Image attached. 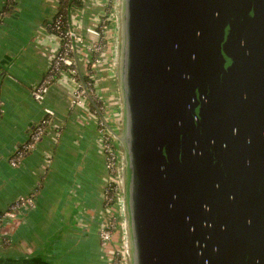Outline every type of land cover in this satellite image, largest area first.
<instances>
[{
	"label": "water",
	"instance_id": "1",
	"mask_svg": "<svg viewBox=\"0 0 264 264\" xmlns=\"http://www.w3.org/2000/svg\"><path fill=\"white\" fill-rule=\"evenodd\" d=\"M116 26L128 264H264V0H117Z\"/></svg>",
	"mask_w": 264,
	"mask_h": 264
},
{
	"label": "crops",
	"instance_id": "2",
	"mask_svg": "<svg viewBox=\"0 0 264 264\" xmlns=\"http://www.w3.org/2000/svg\"><path fill=\"white\" fill-rule=\"evenodd\" d=\"M111 3L87 0L84 10L74 6L72 28L89 42L88 28L94 19L111 13ZM58 7L59 0H0V214L18 198H34L33 206L0 223V263L114 264L115 250L120 247L100 244V228L107 215L103 189L110 174L98 116L92 113L94 104L74 106L71 82H54L44 101L33 97L59 48V39L49 26ZM115 26L114 22L108 25L112 53L100 64L96 77L99 105L114 131L120 110ZM82 48L88 51L87 46ZM106 100L114 124L106 116ZM46 105L55 110V127L26 152L18 166H12L17 149L45 118ZM111 210L119 216L117 204ZM116 230L123 242V230L119 225ZM122 260V264L128 262L126 257Z\"/></svg>",
	"mask_w": 264,
	"mask_h": 264
},
{
	"label": "built area",
	"instance_id": "3",
	"mask_svg": "<svg viewBox=\"0 0 264 264\" xmlns=\"http://www.w3.org/2000/svg\"><path fill=\"white\" fill-rule=\"evenodd\" d=\"M114 2L115 8H112L113 11L108 16L103 15L102 17L94 19L93 24L88 28V33L91 35L89 42L86 41V37L83 34L72 28V25L66 31H63L61 28V17L55 18L52 23V30L59 39V48L52 56V61L45 77L35 86L33 97L37 101H44L54 82L59 81L62 84L71 82L73 84L72 104L74 106H82L89 102L94 104L92 113L98 116V126L106 158V169L110 174V180H108L103 189V210L107 212V215L104 217L100 228V244L103 248L109 246L113 240L116 228L119 225L123 230V242L121 249L116 251L115 258L122 260V257L128 259V241L125 233L126 222L124 219L125 211L121 171L122 156L115 135L103 115L105 109L103 105H99V94L96 86L97 71L102 62L101 55L109 43L107 36L108 25L110 22H115V24L117 22V0ZM78 7L84 10L83 6ZM115 27L117 28V26ZM84 46H87V52L82 51V47ZM79 57L85 61L84 65H79ZM44 111L45 118L33 130L27 141L17 149L15 157L11 161L12 166H18L20 160L24 157V153L26 154L29 150L34 149L44 134L55 127V110L46 105ZM114 204L119 206V216L112 214L111 207ZM33 205V196L18 198L7 210L0 214V223L4 220L17 217L21 209Z\"/></svg>",
	"mask_w": 264,
	"mask_h": 264
},
{
	"label": "rangeland",
	"instance_id": "4",
	"mask_svg": "<svg viewBox=\"0 0 264 264\" xmlns=\"http://www.w3.org/2000/svg\"><path fill=\"white\" fill-rule=\"evenodd\" d=\"M115 0H112V3H111V5H112V7L111 8H115V2H114ZM87 5V4H86ZM112 11H113V9H112ZM117 23V22H116ZM114 24H115V22H114ZM112 33H113V30H112ZM109 35V34H108ZM113 45V37H111V38H109V43H108V48H107V46H106V48H105V50H104V52H103V54L101 55V57H102V62H104L105 60H106V58L107 57H110L111 56V46ZM82 59L79 57V65L81 66L82 64V61H81ZM111 61V60H110ZM110 61H108V63L110 62ZM101 62V63H102ZM100 79V78H99ZM106 103H107V112H106V116H107V118H108V120L110 121V123H112V124H114V120H113V116H112V114H111V112H112V110L110 109V106H108V104H109V100H106ZM119 115H118V127H120V121H121V118H120V110H119ZM118 129V128H117ZM118 131V130H117ZM24 156H25V153H24ZM22 160V159H21ZM43 191H41L40 193H39V196H41L43 193H42ZM100 202H103V198L101 197V190H100ZM119 230V229H118ZM118 230H116V232H115V235H114V237H113V240L111 241V245H114L115 247H120L119 249H117V250H120L121 249V243H122V241L120 242L119 240H121L120 239V235H119V231ZM121 244V245H120ZM115 252H116V250H115ZM116 256H114V264H122V262H123V260H121V259H119V258H115ZM126 264H128V262L126 263Z\"/></svg>",
	"mask_w": 264,
	"mask_h": 264
},
{
	"label": "trees",
	"instance_id": "5",
	"mask_svg": "<svg viewBox=\"0 0 264 264\" xmlns=\"http://www.w3.org/2000/svg\"><path fill=\"white\" fill-rule=\"evenodd\" d=\"M87 0H59L58 13L56 17H61V28L66 31L71 27V10L74 6L85 7ZM55 17V18H56ZM53 24H49L52 27Z\"/></svg>",
	"mask_w": 264,
	"mask_h": 264
}]
</instances>
